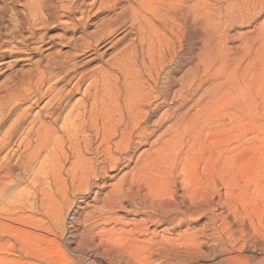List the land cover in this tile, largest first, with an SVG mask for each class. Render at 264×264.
<instances>
[{"label":"bare ground","instance_id":"1","mask_svg":"<svg viewBox=\"0 0 264 264\" xmlns=\"http://www.w3.org/2000/svg\"><path fill=\"white\" fill-rule=\"evenodd\" d=\"M0 1V66L24 64L0 80L4 243L27 260L31 238H45L30 200L38 217H53L69 210L68 193L93 188L108 190L94 193L93 200L102 195L101 206L88 232L113 224L120 235L140 237L151 224L169 235L197 222L172 200L161 176L188 170L181 151L192 149L213 108L233 90L236 56L222 42L219 15L220 3L237 1ZM235 4L251 13L264 0ZM104 47L111 51L106 58L98 53ZM117 170L123 173L106 186ZM22 184L29 189L6 195ZM123 209L139 212L141 223L127 230L115 217ZM162 239L154 235L151 249L161 248L167 264H196L191 253L201 244L169 250ZM260 254L256 264H264ZM232 259L238 257L226 254L219 262Z\"/></svg>","mask_w":264,"mask_h":264},{"label":"rangeland","instance_id":"2","mask_svg":"<svg viewBox=\"0 0 264 264\" xmlns=\"http://www.w3.org/2000/svg\"><path fill=\"white\" fill-rule=\"evenodd\" d=\"M236 1L231 3L239 0ZM235 3L227 8L225 2L220 3L219 15L222 42L236 56L233 90L228 89L224 99L213 108L206 131L189 144L192 149L185 147L181 151L179 157L188 170L184 173L178 168L179 172L167 171L161 176L172 200L197 216V222L188 229L170 231L169 235L164 232L165 226L151 224L140 237L120 235L118 226L113 224L88 232L87 225L93 227L96 209L101 206L102 195L93 200L94 193L103 194L107 187L93 188L87 194L68 193L72 199L69 210L62 207L53 217H38L30 200V213L41 218L37 226L42 228L45 238H31L28 259L23 261L22 254L6 245L5 237H0V264H167L166 257L158 252L161 248L151 249L154 235L159 242L168 239L165 245L169 250L179 249L181 244H201L200 249L191 253L196 264H256L260 253H264V5L245 14ZM2 4L0 1V7ZM96 20L91 21L89 30ZM206 25L209 30V22ZM106 49L101 48L98 53ZM104 53L106 58L111 51ZM11 61L5 60L6 66H0V80L24 65L8 67ZM95 63L99 61L91 66ZM185 155L187 163L182 160ZM122 173L115 171L110 175L113 178L103 183H115ZM28 189L27 184H22L5 193ZM115 217L127 224V230L143 219L136 210L124 209L118 210ZM226 254L238 259L220 263L219 257Z\"/></svg>","mask_w":264,"mask_h":264}]
</instances>
